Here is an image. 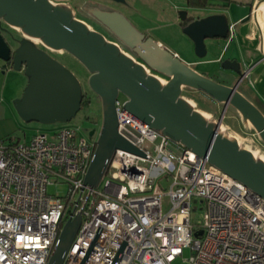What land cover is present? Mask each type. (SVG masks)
Wrapping results in <instances>:
<instances>
[{
    "label": "built area",
    "instance_id": "2783aa9c",
    "mask_svg": "<svg viewBox=\"0 0 264 264\" xmlns=\"http://www.w3.org/2000/svg\"><path fill=\"white\" fill-rule=\"evenodd\" d=\"M253 12L264 60V0ZM125 102L116 100L118 130L144 154L117 148L103 188L85 183L99 132L88 137L63 122L29 140L0 138V264H47L64 223L78 214L82 222L62 264H113L123 244L117 264H173L185 247L189 264H264V197L133 115ZM52 183H67V192H49Z\"/></svg>",
    "mask_w": 264,
    "mask_h": 264
},
{
    "label": "water",
    "instance_id": "95a60500",
    "mask_svg": "<svg viewBox=\"0 0 264 264\" xmlns=\"http://www.w3.org/2000/svg\"><path fill=\"white\" fill-rule=\"evenodd\" d=\"M88 10L120 45L77 18L69 4L52 0H0V20L21 30L26 37L13 46L0 30V58L16 70L24 69L28 76L22 96L14 102L20 116L45 124L70 122L82 108L84 93L78 78L65 64L31 42L38 38L43 46L65 50L78 58L90 73V88L102 101L103 121L85 176L86 184L96 186L101 181L117 148L144 154L118 130L116 100L123 94L125 108L133 115L207 157L264 197V159L257 158L236 138L220 132L216 121L209 120L182 95L186 87L223 102L226 108L234 107L244 120L253 124L264 141V112L238 89L245 72L235 85H227L196 70L156 38L138 29L121 11L99 6ZM179 16L183 32L194 41L199 58L207 54V38H224L230 33L225 14L192 18L187 10H180ZM123 46L152 70L166 76L167 82L149 73ZM221 65L240 71L237 60L225 59ZM81 222L82 216L78 214L64 223L47 264H62ZM123 247L124 244L113 264L121 258ZM84 263L85 259L81 264Z\"/></svg>",
    "mask_w": 264,
    "mask_h": 264
},
{
    "label": "rangeland",
    "instance_id": "374dc122",
    "mask_svg": "<svg viewBox=\"0 0 264 264\" xmlns=\"http://www.w3.org/2000/svg\"><path fill=\"white\" fill-rule=\"evenodd\" d=\"M56 3L63 2L69 4L74 12L75 16L79 19L87 22L92 28L99 29L104 32L106 36L110 39L116 40V37L110 33L104 26H102L99 22L95 21L90 15L88 8L99 6L108 9H117L124 13L130 21L138 28L143 29V27H158L153 34L157 35L163 32H168V30L174 27V20L176 16L179 14L180 10H187L188 16H199V15H216L221 13V7L214 8H206V9H196L192 7H188L185 0H124L123 2H116L113 0H52ZM221 3H227L229 6L228 13L231 15L232 19H238L242 15L246 14L245 18H242L238 21L236 27V32H240L242 28V24L244 22L251 21L250 18L247 19V16L250 12V4L251 2H255L256 0H214ZM93 19V21H92ZM247 19V20H246ZM244 21V22H243ZM264 27V20L262 23ZM245 26V25H244ZM0 30L3 35L9 40L10 38L23 37L26 38L21 30L19 29H9L6 26L4 21L0 20ZM21 36V37H20ZM22 38V39H23ZM117 41V40H116ZM31 42L35 45L44 48L48 53H50L54 58L61 61L65 64L78 78L82 92L87 94L89 102L87 105H83L78 114L69 122L71 124H76L80 126L81 133L91 137L92 132L96 131L98 133L102 126L103 121V108L102 101L97 93H95L88 84V77L90 73L87 68L82 64V62L76 58L70 52L65 50L56 51L51 50L42 45L39 39H31ZM19 43V42H18ZM216 47L213 55H218L220 53L222 44ZM17 46V43H14ZM236 41L232 44V47H235ZM126 52H130L124 46L122 47ZM183 51V48L181 47ZM131 53V52H130ZM184 53V52H183ZM184 55H187L184 53ZM211 55H207L209 57ZM205 66L217 68L221 73L225 74L226 72H231V74L235 75V81H238L240 75L235 72L234 69L224 68L218 62H207ZM260 64L257 65L259 67ZM255 66L254 69L257 68ZM19 71V70H18ZM256 70L253 71V74ZM17 72V71H16ZM25 74V72H24ZM13 78V77H12ZM10 78V79H12ZM20 82H17L19 85ZM241 84V85H240ZM239 84L240 88L243 90L246 81ZM21 86V85H20ZM26 87V86H25ZM18 86H15V89ZM14 89V88H13ZM14 89V90H15ZM20 89V88H19ZM20 92L19 91H16ZM182 95L190 102L195 105V108L200 110L209 120L216 121L218 123V128L225 134L230 137L236 138L240 145L252 150L257 158L264 159V141L261 138L259 132L253 126L250 121L244 120L242 114L232 106L225 107L223 102H218L212 99L210 96L206 95L203 92H198L197 90H192L189 88H184ZM120 98L124 99L125 96L120 94ZM22 118V117H21ZM63 122H55L52 124L40 123L37 121H27L23 118L19 121L18 125L14 126L13 132L9 134L8 137L18 138L21 140H29L36 133L37 129L41 130H50L55 126L61 124ZM9 129H12V124H6ZM7 138V137H6ZM103 182H99L98 187L103 188ZM48 190L51 193L58 194L63 196L68 190L67 183H52L49 184ZM168 198L166 197L164 200L165 207L167 206ZM200 205V204H199ZM201 206V205H200ZM199 206V207H200ZM203 216V210H199L193 214V218L195 220H200ZM191 254V248L185 247L182 255L177 256V258L173 261V264H189L187 262V258Z\"/></svg>",
    "mask_w": 264,
    "mask_h": 264
},
{
    "label": "crops",
    "instance_id": "0c3cea01",
    "mask_svg": "<svg viewBox=\"0 0 264 264\" xmlns=\"http://www.w3.org/2000/svg\"><path fill=\"white\" fill-rule=\"evenodd\" d=\"M256 3L257 0L253 3L251 2L250 12L247 16V19L250 18L251 21H243L244 24H242L243 26L240 32H236L235 26L237 25L238 21H240L242 18H245L246 14L235 20L232 19L231 15L228 13V5L221 7L220 14H225L228 17L230 33L224 38L219 37L206 39L208 48L206 56L211 55L209 57L205 56L204 58H199L196 55L194 41L183 32V24L179 14L176 16L173 22L174 27L168 30V32L161 31V33L154 35L153 32L158 29V27H143L141 31L156 38L171 51L177 53L183 60H185L199 72L213 77L214 79L227 85H235L237 83V81H235V75L231 74V72H226L223 74L217 68H215L216 66L214 68H208L205 66V63L218 62L221 64L225 59L237 60L240 63V71H235L236 73L241 75L247 69H250L249 75L241 80L242 82L246 81L243 90L239 86L241 82L238 84V89L264 112V60H262L263 39L260 26L255 13L253 12ZM262 9L263 4L258 9L259 15L263 14ZM207 16L210 15L190 17L204 18ZM260 19H262V16H260ZM222 41H224V43L222 44L220 53L218 55H213L216 47L220 45ZM234 41H236L237 46L232 47ZM181 47L183 48V51L181 50ZM183 52L187 55H184ZM258 64H260L259 67H257ZM255 66L257 67L256 69H254ZM254 70L256 71L253 74ZM17 82H20L19 85ZM27 83L28 76L24 74V69L18 71L13 68L12 64L6 63L0 58V138L8 137L9 134L13 132L14 126L18 125L19 121L22 119L15 107L14 102L16 99L22 96ZM16 85L18 88L15 89ZM19 90L20 92L16 93V91ZM6 124H12V129H9Z\"/></svg>",
    "mask_w": 264,
    "mask_h": 264
},
{
    "label": "trees",
    "instance_id": "16d2710c",
    "mask_svg": "<svg viewBox=\"0 0 264 264\" xmlns=\"http://www.w3.org/2000/svg\"><path fill=\"white\" fill-rule=\"evenodd\" d=\"M185 1H186L187 6L188 7H192V8L206 9V8L227 6V3H221V2L214 1V0H185ZM6 26L9 29H14L15 30V28H13V27H11V26H9L7 24H6ZM11 41H13V44L15 43L14 39H12ZM198 92H200V91H198ZM88 102H89V99L87 97V94L84 93L83 94V98H82V106L83 105H87Z\"/></svg>",
    "mask_w": 264,
    "mask_h": 264
},
{
    "label": "flooded vegetation",
    "instance_id": "af4514ba",
    "mask_svg": "<svg viewBox=\"0 0 264 264\" xmlns=\"http://www.w3.org/2000/svg\"><path fill=\"white\" fill-rule=\"evenodd\" d=\"M98 2H99V0H97ZM96 6V5H95ZM92 18H93V16L92 15H90ZM94 19V18H93ZM93 19H92V21H93ZM21 37V36H20ZM22 38L23 37H21V38H19V40L16 38V37H14V38H12V39H14V41L16 42L17 41V46L19 45V43H20V41L22 40ZM12 39H9L8 41L14 46V44H13V41H11ZM116 40H117V38H116ZM19 42V43H18ZM35 43V42H34ZM33 43V44H34ZM127 49V48H126ZM129 50V49H128ZM130 52H131V50H130Z\"/></svg>",
    "mask_w": 264,
    "mask_h": 264
},
{
    "label": "bare ground",
    "instance_id": "6f19581e",
    "mask_svg": "<svg viewBox=\"0 0 264 264\" xmlns=\"http://www.w3.org/2000/svg\"><path fill=\"white\" fill-rule=\"evenodd\" d=\"M34 39H38V38H34ZM163 82V81H162ZM193 104V103H192ZM194 105V104H193ZM220 132H222L221 130H220ZM230 137V136H229ZM232 138V137H231ZM255 155V154H254Z\"/></svg>",
    "mask_w": 264,
    "mask_h": 264
}]
</instances>
